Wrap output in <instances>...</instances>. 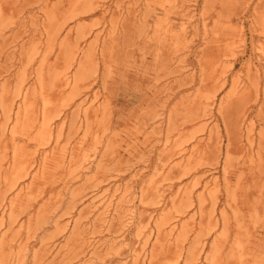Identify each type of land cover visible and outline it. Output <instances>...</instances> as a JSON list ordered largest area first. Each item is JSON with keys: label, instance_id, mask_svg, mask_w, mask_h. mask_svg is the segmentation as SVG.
Listing matches in <instances>:
<instances>
[{"label": "rangeland", "instance_id": "1", "mask_svg": "<svg viewBox=\"0 0 264 264\" xmlns=\"http://www.w3.org/2000/svg\"><path fill=\"white\" fill-rule=\"evenodd\" d=\"M263 19L0 0V264H264Z\"/></svg>", "mask_w": 264, "mask_h": 264}, {"label": "bare ground", "instance_id": "2", "mask_svg": "<svg viewBox=\"0 0 264 264\" xmlns=\"http://www.w3.org/2000/svg\"><path fill=\"white\" fill-rule=\"evenodd\" d=\"M173 2H175V1H173ZM44 4H46V3H44ZM253 15H255V14L253 13ZM31 19H32V18H31ZM32 20H33V19H32ZM32 20H31V21H32ZM263 20H264V19H263ZM217 24H218V23H217ZM38 26H39V25H38ZM203 27H204V26H203ZM181 28H182L183 30L185 29L184 26L181 27ZM221 28H222V27H221ZM224 28H225V27H224ZM204 32H205V30H204ZM241 33H242V32H241ZM239 35H240V34H239ZM209 39H210V38H209ZM240 39H241V38H240ZM233 40H234V39H233ZM241 41H242V40H241ZM241 41H240V42H241ZM230 42H231V41H230ZM205 44H206V43H205ZM233 44H234V43H233ZM241 44H242V43H241ZM237 45H238V44H237ZM239 47H240V46H239ZM249 61H250V60H249ZM248 63H249V62H248ZM248 63H247V64H248ZM247 66L249 67L250 65H247ZM248 70H249V69H248ZM203 71H204V70H203ZM249 71H250V70H249ZM254 72H255V71H254ZM254 74H255V73H254ZM202 75H203V74H202ZM205 75L207 76V74H205ZM257 75H258V74H257ZM206 78H207V77H206ZM205 80H206V79H205ZM4 82H5V81H4ZM257 83H258V82H257ZM5 89H6V88H5ZM8 90H9V89H8ZM8 90H7V91H8ZM2 95H3V94H2ZM3 97H4V96H3ZM93 98H94V97H93ZM93 98H92V100H93ZM92 104H93V103H92ZM91 106H92V105H91ZM91 106H90V107H91ZM100 106H101V105H100ZM101 107H102V106H101ZM19 108H20V107H19ZM87 109H88V108H87ZM90 109H91V108H90ZM99 109H100V108H99ZM104 109H105V107H104ZM104 109H103V110H104ZM95 111H96V109H95ZM95 111H94V112H95ZM104 111H105V110H104ZM104 111H103V113H105ZM85 112H87V111H85ZM100 112L102 113V111H100ZM10 113H11V112H10ZM91 114H92V112H91ZM9 116H10V115H9ZM248 122H249V120H248ZM251 122H252V121H251ZM248 126L250 127V125H248ZM252 128H253V127H252ZM252 128H251V131L253 130ZM248 129H249V128H248ZM204 130H205V129H204ZM208 133H209V132H208ZM215 133H217V132H215ZM258 133H260V132H258ZM246 134H247V133H246ZM206 135H208V134H206ZM209 135H210V133H209ZM259 135H260V134H259ZM249 136H250V135H249ZM215 137H216V136H215ZM217 137H218V136H217ZM217 137H216V138H217ZM246 137H247V136H246ZM246 137H245V138H246ZM3 138H4V136H3ZM216 138H215V139H216ZM252 138H253V137H252ZM7 140H8V139H7ZM244 140H245V139H244ZM8 141H9V140H8ZM18 141H19V140H18ZM248 141H249V140H248ZM219 145H220V144H219ZM187 151H188V150H187ZM181 154H182V153H181ZM189 154H190V153H189ZM189 154H188V155H189ZM256 156H257V155H256ZM186 157H187V156H186ZM254 157H255V156H254ZM257 158H258V157H257ZM45 160H46V159H45ZM250 160H251V159H250ZM171 162H172V161H171ZM172 163H173V162H172ZM250 164H251V162H250ZM0 165H2V164H0ZM172 167H173V166H172ZM172 167H171V168H172ZM167 169H168V168H167ZM0 170H1V169H0ZM80 171H81V170H80ZM82 171H83V169H82ZM82 171H81V172H82ZM84 172H85V171H84ZM77 173H78V172H77ZM129 174H130V173H129ZM137 174H138V173H137ZM152 174H153V171H152ZM130 175H131V174H130ZM148 176H149V175H148ZM78 177H79V176H78ZM133 177H135V176H133ZM141 177H142V176H141ZM150 177H151V175H150ZM152 177H153V176H152ZM83 179H84V178H83ZM210 179H211V178H210ZM79 180H80V179H79ZM170 180H171V179H170ZM216 180H217V178H216ZM75 181H76V180H75ZM77 181H78V179H77ZM125 181H126V180H125ZM197 181H199V180H197ZM128 182H129V181H128ZM146 182H147V181H146ZM207 183H208V182H207ZM65 184H67V183H65ZM65 184H64V185H65ZM198 184H199V183H198ZM212 184H213V183H212ZM117 185H118V184H117ZM140 185H141V184H140ZM215 185H216V184H215ZM143 186H144V185H143ZM147 187H148V186H147ZM181 187H182V186H181ZM122 188H123V187H122ZM138 188H139V187H138ZM149 188H150V187H149ZM215 188H216V187H215ZM63 189H64V188H63ZM63 189H61V190H63ZM128 189H129V188H128ZM130 189H131V188H130ZM130 189H129V190H130ZM142 189H143V188H142ZM153 189H154V188H153ZM65 190H66V189H65ZM143 190H144V189H143ZM150 190H151V189H150ZM59 191H60V190H59ZM185 191H186V190H185ZM129 192H130V191H129ZM143 192H144V191H143ZM179 192H180V191H179ZM138 193H139V192H138ZM186 193H187V191H186ZM69 194H70V193H69ZM71 194H72V193H71ZM110 194H111V193H110ZM143 194H144V193H143ZM150 194H152V193H150ZM153 194H154V193H153ZM60 195H61V194H60ZM64 195H65V194H64ZM72 195H73V194H72ZM120 195H121V193H120ZM126 196L128 197V190L125 189V190L123 191L122 198H125ZM154 196H155V195H154ZM173 196H174V195H173ZM38 197H39V196H38ZM61 197H62V196H61ZM143 197H144V196H143ZM149 197H150V196H149ZM151 197H152V196H151ZM40 198H41V197H40ZM70 198H71V197H70ZM102 198H103V197H102ZM102 198H100V199H102ZM34 199H35V198H34ZM36 199H37V198H36ZM36 199H35V200H36ZM128 199H130V198H128ZM147 200H148V199H147ZM43 201H44V200H43ZM104 201H105V199H104ZM115 201H116V200H115ZM122 202H123V203L120 202L121 205L124 204V203H125V204H129V203H130V201H128V200L126 201V200H124V199L122 200ZM141 202H142V201H141ZM152 202H153V200H152ZM154 202H155V201H154ZM73 204H76V203H73ZM101 204H102V203H101ZM118 205H119V204H118ZM118 205H117V206H118ZM130 205H131V204H130ZM74 206H75V205H74ZM99 206H100V205H99ZM103 206H104V205H103ZM109 206H110V205H109ZM150 206H151V205H150ZM147 207H148V206H147ZM71 208H73V207H71ZM96 208H97V206H96ZM109 208H110V207H109ZM117 208H118V207H117ZM122 208H123V207H122ZM88 209H89V208H88ZM92 209H93V208H92ZM105 209H106V208H105ZM107 209H108V208H107ZM130 209H131V208H130ZM102 210H103V209H102ZM131 210H132V209H131ZM92 211H93V210H92ZM115 211H116V210H115ZM89 212H90V211H89ZM117 212L119 213V210H118ZM138 212H139V211H138ZM90 213H91V212H90ZM115 213H116V212H115ZM101 214H102V213H101ZM105 214H106V213H105ZM147 214H148V213H147ZM123 215H127V214H123ZM132 215H133V214H132ZM159 215H160V213H159ZM94 216H95V215H94ZM106 216H107V215H106ZM130 216H131V214H130ZM140 216H141V215H140ZM99 217H100V216H99ZM115 217H116V216H115ZM121 217H122V216H120V218H121ZM92 218H93V217H92ZM112 218H113V217H112ZM123 218H124V217H123ZM125 218H126V217H125ZM128 218H129V217H128ZM14 219H15V218H14ZM99 219H100V218H99ZM110 219H111V218H110ZM131 219H133V218H131ZM92 220H93V219H92ZM101 220H102V219H101ZM101 220H100V221H101ZM129 220H130V219H129ZM155 220H156V219H155ZM112 221H113V220H112ZM112 221H111V223L115 222V220H114L113 222H112ZM120 221H121V220H120ZM126 221H127V220H126ZM153 221H154V220H153ZM76 222H77V221H76ZM12 223H13V222H12ZM148 223H149V222H148ZM9 224H10V223H9ZM77 224H78V223H77ZM124 224H125V223H124ZM129 224H130V223H129ZM96 225H97V224H96ZM110 225H111V224H110ZM110 225H109V226H110ZM117 225H119V224H117ZM127 225H128V224H127ZM141 225H142V224H141ZM94 226H95V225H94ZM101 226H102V225H101ZM106 226H107V225H106ZM125 226H126V225H125ZM110 227H111V226H110ZM116 227H117V226H116ZM123 227H124V225H123ZM75 228H76V227H75ZM75 228H73V229H75ZM93 228H94V227H93ZM140 228H141V226H140ZM146 229H147V228H146ZM76 230H77V229H76ZM76 230H75V231H76ZM78 230H79V228H78ZM93 230H94V229H93ZM93 230H92V231H93ZM115 230H116V229H115ZM123 230H124V229H123ZM149 230H150V229H149ZM20 231H21V230H20ZM83 231H84V230H83ZM113 231H114V230H113ZM159 231H160V230H159ZM76 232H77V231H76ZM121 232H122V231H121ZM105 233H106V232H105ZM140 233H142V232H140ZM27 234L30 235L29 233H27ZM88 234H89V233H88ZM102 234H103V233H102ZM31 235H32V233H31ZM69 235H70V234H69ZM80 235H81V234H80ZM99 235H100V234H99ZM115 235H116V233H115ZM119 235H121V234L119 233ZM148 235H149V234H148ZM82 236H83V235H82ZM87 236H88V235H87ZM107 236H108V235H107ZM112 236H113V235H112ZM138 236H139V234H138ZM80 237H81V236H80ZM140 237H141V236H140ZM142 237H143V236H142ZM86 238H87V237H86ZM116 238H117V237H116ZM78 239H79V238H78ZM118 239H119V238H118ZM142 239H143V238H142ZM71 240H72V238H71ZM74 240H75V238H74ZM103 240H104V239H103ZM105 240H107V239L105 238ZM119 240H120V239H119ZM23 242H24V241H23ZM66 242H67V241H66ZM93 242H94V241H93ZM98 242H99V241H98ZM122 242H123V241H122ZM24 243H25V242H24ZM42 243H43V242H42ZM74 243H75V242H74ZM78 243H79V242H78ZM78 243L75 244V247H76V245H78ZM89 243H90V241H89ZM99 243H100V242H99ZM101 243H103V242H101ZM147 243H148V242H147ZM7 244H8V243H7ZM10 244H11V243H10ZM81 244H82V243H81ZM97 244H98V243H97ZM104 244H105V242H104ZM111 244H112V243H111ZM2 245H3V244H2ZM17 245H18V244H17ZM20 245H21V244H20ZM20 245H19V246H20ZM22 245H23V244H22ZM98 245H99V244H98ZM100 245H102V244H100ZM100 245H99V246H100ZM122 245H123V244H122ZM6 246H7V245H6ZM6 246H5V247H6ZM64 246L66 247V243H65ZM104 246H105V245H104ZM104 246H103V247H104ZM115 246H116V245H115ZM3 247H4V246H3ZM106 247H108V246H106ZM6 248H7V247H6ZM43 248H44V247H43ZM53 248H54V246H53ZM90 248H91V246H90ZM60 249H61V248H60ZM88 249H89V248H88ZM94 249H95V248H94ZM99 249H101V248H99ZM121 249H122V248H121ZM144 249H145V248H144ZM8 250H10V249H8ZM17 250H18V249H17ZM20 250H21V249H20ZM105 250H106V249H105ZM92 251H95V250H92ZM120 251H121V250H120ZM144 251H145V250H144ZM7 252H8V251H7ZM11 252H12V251H11ZM98 252H99V251H98ZM4 253H5V252H4ZM38 253H39V251H38ZM89 253H90V252H89ZM95 253H96V252H95ZM95 253H94V254H95ZM108 253H109V252H108ZM137 253H138V252H137ZM262 253H263V251H262ZM12 254H13V253H12ZM100 254H101V253H100ZM3 255H4V254H3ZM38 255H39V254H38ZM102 255H103V254H102ZM109 255H110V254H109ZM117 255H118V254H117ZM19 256H21V255H18V257H19ZM129 256H130V255H129ZM145 256H146V255H145ZM263 256H264V255H263ZM102 257H103V256H102ZM105 258H106V257H105ZM120 258H121V257H120ZM130 258H131V257H130ZM130 258H129V259H130ZM133 258H134V257H133ZM10 259H11V258H10ZM12 259H13V258H12ZM17 259H18V258H17ZM258 259H259V258H258ZM1 260H2V259H0V261H1ZM4 260H5V259H4ZM261 260H263V258H262ZM35 261H36V260H35ZM39 261H40V258H39ZM39 261H38V262H39ZM87 261H89V260H87ZM101 261H102V260H101ZM137 261H138V260H137ZM176 261H177V260H176ZM16 262H17V261H16ZM38 262H37V263H38ZM146 262H147V261H146ZM88 263H89V262H88ZM95 263H96V262H95ZM3 264H5V263H3ZM32 264H33V263H32ZM89 264H90V263H89ZM146 264H147V263H146Z\"/></svg>", "mask_w": 264, "mask_h": 264}]
</instances>
